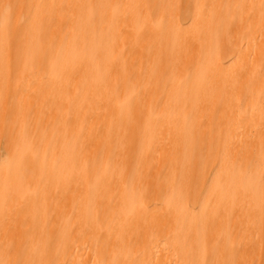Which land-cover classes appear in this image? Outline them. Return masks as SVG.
I'll return each instance as SVG.
<instances>
[{"label":"bare ground","instance_id":"bare-ground-1","mask_svg":"<svg viewBox=\"0 0 264 264\" xmlns=\"http://www.w3.org/2000/svg\"><path fill=\"white\" fill-rule=\"evenodd\" d=\"M3 2L0 264H261L264 0Z\"/></svg>","mask_w":264,"mask_h":264},{"label":"rangeland","instance_id":"rangeland-1","mask_svg":"<svg viewBox=\"0 0 264 264\" xmlns=\"http://www.w3.org/2000/svg\"><path fill=\"white\" fill-rule=\"evenodd\" d=\"M3 1L4 0H0V5L2 3H4ZM33 14H34L33 9L28 11L26 8H24L22 14L20 15L19 20H17V22H15V25L13 23L8 24V28H7V33L9 36L8 39L12 43H14L15 45L18 43V41L20 39H22L23 37L26 36V33H25L26 29L25 28L30 23H32ZM2 25L5 26V25H7V23L6 22L1 23L0 26H2ZM38 30H40V34H42L41 36L39 35V37H38L39 41H40V39L44 40V34H43L44 26H41V28ZM104 43L105 42H102L101 44H104ZM16 50H17L16 53L14 51L13 55L11 56V58L9 60V74H10L9 78H10V85H12V87L10 89V92L7 95V100H6V116L4 119V125L6 127L9 126V124H10V121H11V115L10 114L18 106V99L20 96L19 91L16 89L17 86L15 83L18 80L20 71L24 70L25 68H21V63H20L19 59L24 55L25 63H27L28 61L30 62V60H32L27 55V53H24L25 52L24 50H22V49H16ZM16 54H18V55L16 56ZM17 62H19L20 67L18 66ZM42 65H43V67L45 65L49 72L54 68V64H53V61L51 59H44L42 62ZM35 114H36V112L34 110L26 112L25 122H26L27 126L30 125V123L34 119ZM38 115L40 118L43 115V113L40 112ZM27 126H26V129L24 131L25 140L29 139L30 136H34V133H32L30 130H28ZM55 162H57V160H55ZM217 168H218V165L214 164L208 169L207 173L205 174V182L208 183V184H206V187L211 183ZM202 199H205V198H202ZM192 207L194 208V212L197 213L200 206L197 204H194V205H192ZM261 256H262L261 264H264V250H263V255H261Z\"/></svg>","mask_w":264,"mask_h":264}]
</instances>
